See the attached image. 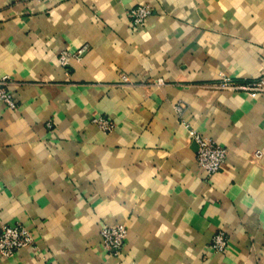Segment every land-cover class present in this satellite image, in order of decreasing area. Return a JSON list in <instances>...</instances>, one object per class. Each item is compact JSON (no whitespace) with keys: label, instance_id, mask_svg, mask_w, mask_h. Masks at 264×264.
<instances>
[{"label":"crops","instance_id":"0c3cea01","mask_svg":"<svg viewBox=\"0 0 264 264\" xmlns=\"http://www.w3.org/2000/svg\"><path fill=\"white\" fill-rule=\"evenodd\" d=\"M263 72L264 0H0V227L34 239L0 264H264V93L219 89ZM190 131L227 151L211 178Z\"/></svg>","mask_w":264,"mask_h":264},{"label":"built area","instance_id":"2783aa9c","mask_svg":"<svg viewBox=\"0 0 264 264\" xmlns=\"http://www.w3.org/2000/svg\"><path fill=\"white\" fill-rule=\"evenodd\" d=\"M43 1V0H37ZM151 15V9L147 5L137 6L130 10L128 18L133 30H140L144 27L146 19ZM81 52H78V55ZM62 66L67 64V53L64 52L59 58ZM10 82L7 78H0V103L9 110H16V102L9 91ZM221 90L243 91L249 93L252 97L264 93V72L261 76L244 85H236L229 80H222L219 85ZM180 110V109H178ZM94 124L103 133H110L113 130L111 121L104 118L92 119ZM51 128L50 124H47ZM189 139L196 146L195 161L198 168L203 172L206 178L218 174L225 163L227 151L196 132L190 131ZM127 235V228L124 225L116 224L113 226L103 225L100 228L99 236L102 248L111 256L119 257L122 253L124 241ZM227 238L223 231H218L212 238L210 249L217 254H223L227 248ZM34 246L33 235L30 231L21 225L1 226L0 227V256L5 259L12 258L22 250Z\"/></svg>","mask_w":264,"mask_h":264}]
</instances>
